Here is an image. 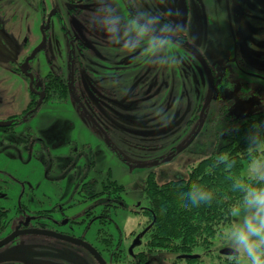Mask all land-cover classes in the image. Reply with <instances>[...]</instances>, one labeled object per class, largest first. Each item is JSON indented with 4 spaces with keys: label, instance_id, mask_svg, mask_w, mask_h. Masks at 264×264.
I'll return each instance as SVG.
<instances>
[{
    "label": "rangeland",
    "instance_id": "1",
    "mask_svg": "<svg viewBox=\"0 0 264 264\" xmlns=\"http://www.w3.org/2000/svg\"><path fill=\"white\" fill-rule=\"evenodd\" d=\"M7 1L6 10L18 13L7 23L0 20V78L10 80L13 112L19 113L29 89L22 77H7L4 68L15 66L39 43L34 10L40 7L36 0ZM181 1L187 3L185 18ZM90 2L87 8L75 9L74 2L45 0L50 31L46 47L31 62L35 77L55 71L64 73L66 81L71 47L70 87L73 93L81 88L87 113L75 105L68 89L57 86L17 126V133L6 135L4 142L0 136V208L8 210L9 218L43 212L52 193L83 187L92 176L109 174L125 188L122 206L111 218L114 234L123 237L126 249L134 235L147 227V216L138 204L144 207L148 176L159 184L186 178L194 165L224 144L230 127L264 111V0ZM134 22L152 33L141 34ZM24 43H28L25 48ZM93 80L111 92V101L103 104L91 97L88 89ZM211 88V101L199 120ZM94 107L101 126L91 121ZM200 123L194 140L182 149ZM257 151L264 152V143ZM248 163H243L242 177H247ZM225 227L207 251L195 253L199 261L188 264H244L240 256L221 254L233 250L226 244ZM98 245L110 255L105 240ZM65 248L70 246L59 240L23 235L0 254L9 250L12 256L27 259V264H61L57 254ZM151 252L163 258L162 263L182 262L178 253L160 248ZM130 260L127 255L114 256V264H130Z\"/></svg>",
    "mask_w": 264,
    "mask_h": 264
},
{
    "label": "flooded vegetation",
    "instance_id": "2",
    "mask_svg": "<svg viewBox=\"0 0 264 264\" xmlns=\"http://www.w3.org/2000/svg\"><path fill=\"white\" fill-rule=\"evenodd\" d=\"M12 2L19 1V3H28V0H10ZM87 1V2H86ZM91 0H67L68 5L70 3H75L73 6L84 7L87 8L88 5H91ZM7 0H0V20L5 21L6 23L11 19H14L15 14L18 11H7L6 5ZM45 0H36L35 5L37 4L39 9H35L34 13L36 14V19L39 21L40 27V41L36 45L35 48L39 47L43 41L45 40V46L47 45L49 38V23H50V12L46 14L45 11ZM31 4V3H30ZM72 6V7H73ZM76 7V8H77ZM70 6L67 8V13L72 11L69 10ZM75 8V9H76ZM133 8V7H132ZM180 13L182 18H185L187 12V3L185 1H181L180 4ZM53 15H58L57 12H53ZM130 17L132 14L130 13ZM48 26V27H47ZM3 27V23H0V28ZM147 33L151 34L152 30L149 28ZM110 37V34H109ZM96 39L93 40V45H97ZM28 46V43H24L23 47ZM70 47V42L68 43ZM43 48V49H44ZM42 49V50H43ZM41 50V51H42ZM71 47L68 48V57L66 59L65 66H68L66 73V81L64 78V73L60 75V72H49L44 77L40 79H36L34 74V69L31 65L32 60L28 61L27 67L25 68V72L21 71L22 64L24 60L30 55L31 52L25 53L21 60L17 62L15 66H8L4 68V72L8 75H12L14 78L22 77L25 80V84L29 89V97L24 105V107L18 112H13L16 108L13 107L10 94V80L7 81L6 77L0 78V136L3 137L6 141V135L17 133V126L21 125L23 122L28 120L33 113L39 108V106L44 102L47 98V95L53 94L49 93V83L50 79L54 81H63V84L67 86L68 93L75 105L81 111H85L84 105L86 104L83 100V92L81 88L73 93L72 96L69 92L68 86L71 84L72 78V68L71 64L74 60L70 58L69 52L71 51ZM40 52V51H39ZM36 55V54H35ZM35 57V56H34ZM33 57V58H34ZM70 58V59H69ZM205 59V58H204ZM13 63L12 61L10 64ZM82 68V67H81ZM98 71H94L97 73ZM71 74V75H70ZM32 76V90H30V77ZM97 76V75H96ZM56 79V80H55ZM101 80V79H97ZM81 81V79H80ZM102 81V80H101ZM88 89V88H87ZM91 93V97L94 100H98L101 103H107L111 101V95L109 90H105L104 88L98 87L97 82L94 80L91 82V86L88 89ZM72 91V90H71ZM145 93V91H144ZM8 96V97H7ZM51 96V95H50ZM102 99V101H101ZM86 112V111H85ZM87 113V112H86ZM96 112L95 107L91 110V121L96 126H101L103 124H99L95 118ZM107 126V125H106ZM25 129H28L25 127ZM28 138V137H27ZM6 150V148H5ZM112 181L117 182L113 178L107 174L104 178H99L98 176H92L87 180V182L82 183L83 187H78L75 189H60L58 192H54L48 197L47 204L49 208L44 210L43 212H30L28 214L22 215L20 218H9L8 210L4 208H0V241L6 238L8 235L13 233L17 228L18 231H24L29 229H38L43 230L49 233H54L63 237H69L79 241L83 244L88 245L90 248L94 250L97 257L104 264H114V256L115 254L124 256L127 255L130 257V264H167L162 263L161 260L163 258L159 257L158 254L148 251V248L143 247L142 239L147 227L142 229L140 232L136 233L132 238L131 244L128 248L124 249L123 237L115 235L114 233V221L111 218L113 212L122 206V200H115L113 195L110 193V189L108 186ZM118 183V182H117ZM119 184V183H118ZM99 185V186H98ZM120 185V184H119ZM122 186V185H121ZM138 208L140 212H142L144 207L141 206V203L138 204ZM132 212H136L132 210ZM43 227H41V225ZM39 227V228H38ZM6 233L3 237L2 234ZM101 234L102 236H98L97 234ZM48 239L59 240L51 236H43ZM17 237L15 240H17ZM138 238V245L130 250L132 243L134 240ZM9 243L11 245L13 242ZM105 240L106 247L109 248L110 255H106L102 248L98 245V243H103ZM65 243V245H69L70 249L65 248L64 253H58V258L56 259L61 264H99L94 254L87 250L83 245L71 243L63 240H59ZM8 245L3 246L1 249L7 247ZM113 248V250H112ZM11 252L6 251L0 254V258H10V259H20V261H8V262H0L6 264H27V259H22L17 256H12ZM80 253L84 254L81 255ZM182 256H197V254H179L177 255V259L182 262L178 263L177 261L171 260L168 264H188L189 261L197 260L199 261V257L196 258H188L185 259ZM199 256V255H198ZM110 259V260H108ZM199 264V263H198Z\"/></svg>",
    "mask_w": 264,
    "mask_h": 264
},
{
    "label": "trees",
    "instance_id": "3",
    "mask_svg": "<svg viewBox=\"0 0 264 264\" xmlns=\"http://www.w3.org/2000/svg\"><path fill=\"white\" fill-rule=\"evenodd\" d=\"M49 86V93L57 86L67 89L61 80L50 79ZM256 131L264 138V111L252 113L240 124L230 127L223 136L224 144L194 165L186 178L159 184L148 176L144 184L145 208L140 212L147 216L145 224L148 226L142 239L143 247L176 254L204 252L211 247L216 233L232 220L230 209L239 199V193L233 190V180L246 178L241 176L243 163L258 153L250 142ZM221 155L226 159L219 160ZM193 183L212 188L213 200L192 206L186 193ZM108 188L115 200H120L125 193V188L115 181Z\"/></svg>",
    "mask_w": 264,
    "mask_h": 264
},
{
    "label": "clouds",
    "instance_id": "4",
    "mask_svg": "<svg viewBox=\"0 0 264 264\" xmlns=\"http://www.w3.org/2000/svg\"><path fill=\"white\" fill-rule=\"evenodd\" d=\"M134 27L141 34L148 31L136 22ZM250 142L259 149L264 138L256 131ZM218 159L223 161L226 157L221 155ZM233 190L239 193V199L230 209L234 222L223 229L226 244L242 257L244 264H264V152L249 160L246 178H234ZM186 196L192 206H199L213 200L214 190L193 183Z\"/></svg>",
    "mask_w": 264,
    "mask_h": 264
},
{
    "label": "water",
    "instance_id": "5",
    "mask_svg": "<svg viewBox=\"0 0 264 264\" xmlns=\"http://www.w3.org/2000/svg\"><path fill=\"white\" fill-rule=\"evenodd\" d=\"M44 46H45V40L43 39L41 45L39 47L35 48L30 53V55L24 60V62L22 64V67H21V71L23 73L25 72V68L27 67L28 61L32 60L33 57L35 56V54L38 53L39 51H41L44 48ZM29 77L31 79L29 87H30V90H32L33 78H32L31 75H29ZM68 88H69V92H70V94L72 96L73 94H72L70 85L68 86ZM212 95H213V88H211V90L209 92V95H208L207 99L205 100V102H204V104H203V106H202V108L200 110L199 120L202 118V116H203L208 104L210 103ZM200 129H201V123L199 124L198 128L195 130V132L193 133V135L191 136L189 141L183 146L182 149H185L194 140V138L196 137V135L198 134ZM170 158L171 157H169L167 160H169ZM23 235H38V236H45L46 235V236L54 237V238L59 239V240H63V241L71 242V243H76V244H81L87 250H89L90 252H92L94 254V256L97 259V261L99 262V264H104L97 257V255L94 252V250L92 248H90L88 245L83 244V243H81L79 241H76L75 239H72V238H69V237H63V236H60V235H57V234H54V233H49V232H46V231H43V230H38V229H29V230H24V231H18V229L16 228L13 233H11L6 238H4L3 240L0 241V248H2L5 245H8L12 241H14L17 237H20V236H23ZM138 244H139L138 243V238H136L134 240V242L132 243L131 248H130L129 251H131V249L134 248L135 246H137ZM221 254L225 255V256H236V254H235V252L233 250H223V251H221ZM182 257L185 258V259H188V258H192L193 259V258H196L197 256H182ZM8 261H20V259L0 258V262H8Z\"/></svg>",
    "mask_w": 264,
    "mask_h": 264
}]
</instances>
